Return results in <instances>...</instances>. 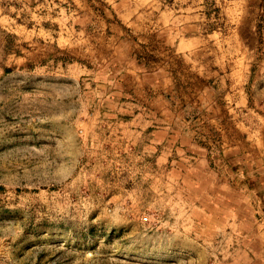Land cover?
Masks as SVG:
<instances>
[{"label":"rangeland","instance_id":"obj_1","mask_svg":"<svg viewBox=\"0 0 264 264\" xmlns=\"http://www.w3.org/2000/svg\"><path fill=\"white\" fill-rule=\"evenodd\" d=\"M258 190L264 0H0V264H264Z\"/></svg>","mask_w":264,"mask_h":264},{"label":"trees","instance_id":"obj_2","mask_svg":"<svg viewBox=\"0 0 264 264\" xmlns=\"http://www.w3.org/2000/svg\"><path fill=\"white\" fill-rule=\"evenodd\" d=\"M221 159H222L223 165H229V164H230V163H229L230 161L228 160V159H229L228 157L221 158ZM236 166H237V165H234V164L232 165V164H231V165H230V168L234 170V169L237 168ZM249 186H250V187H254L255 185L249 184ZM257 193H258V195L261 196V197H262L263 194H264L262 190H258Z\"/></svg>","mask_w":264,"mask_h":264}]
</instances>
